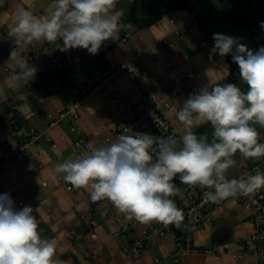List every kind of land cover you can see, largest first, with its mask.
I'll use <instances>...</instances> for the list:
<instances>
[{
    "label": "crops",
    "instance_id": "1",
    "mask_svg": "<svg viewBox=\"0 0 264 264\" xmlns=\"http://www.w3.org/2000/svg\"><path fill=\"white\" fill-rule=\"evenodd\" d=\"M134 1L119 0L117 10L123 13L121 23L124 27L120 28L117 39L105 41L97 54L89 53L88 57H85L88 51L81 48L70 68L63 70L68 72V81L70 72L75 71L77 64L82 60L100 67L110 61H127L131 59L132 52L141 49L144 55L140 63L148 72L143 80L160 96L168 94L175 86V78L183 75L188 68L206 66L215 59H219L220 62L210 73L209 79L194 80L187 85L186 97L189 98L198 93L202 87L210 85L211 80L221 86L230 83L240 87L242 91L245 90L239 74V66L232 59L233 53L221 57L218 52H212L215 44L213 34L238 37L239 42L247 48L253 52L258 51L264 46V29L260 27V23L264 22V0H187L188 8H177L167 14H165L167 5L173 0H144L136 10L137 20L140 23L145 24L148 20L146 4L158 9L153 21L155 24L152 22L147 28L144 24L139 26L128 21ZM51 2L52 0H0V188L9 189L10 193L7 194L10 195L16 210H20L18 200H24L25 206L33 208V215L40 223L41 235L55 244L54 258L62 264H158L155 263L156 258L161 264H236V258L229 251L237 252L240 243H247L251 248L259 240L254 236V228L249 221L248 213L243 209L235 208L231 202L215 210L212 221L197 229L195 249L181 256L180 263H175L171 258L175 250L172 233L152 239L143 253L134 252L132 248L134 240L141 237L143 229L158 225L159 222L144 224L129 219L125 214L119 213L108 200L95 208L92 214L83 211V207L90 208L87 201L88 191L75 188L64 179L60 180L59 177L63 178V174H54L55 165L66 159L75 158L72 154L75 135L69 130L66 121L50 126L48 114L55 113L62 103L61 97L59 99L55 97L56 102H53L51 101L53 98L44 97L34 87V84L40 82L44 73L48 71L46 66L31 64L37 68V72L34 79L27 84L12 81L11 77L18 69L14 62L9 60L14 42L8 34L14 24L18 4H22L34 15L40 16L50 11ZM192 13L197 17V28L193 32L186 33L184 39L172 38L171 42L174 46L171 47L170 42L163 38L164 29L169 27V19ZM127 32L132 37L124 41ZM193 40L196 46L188 49L186 45ZM44 44L45 42L42 41L31 46L25 55ZM110 50L112 52L105 60L103 55ZM178 60H182L183 64L178 65ZM50 78L56 81L51 88L47 85ZM59 83L60 81L53 76L42 81L46 90L55 88ZM110 87L120 91L124 102L116 107L111 104L110 98L103 91L93 95L92 98L100 108L101 115H96L88 108V115L94 121L92 127L88 129V135H93L94 130L103 122H109L126 103L141 98V91L129 80L123 85L117 81H110ZM10 102L15 103V109L8 107ZM183 104L181 99H176L175 110L177 111ZM45 119L49 122L45 123ZM11 120L15 123L12 124ZM203 126L196 127L194 132L201 130ZM255 127L260 134V142L264 143V128L259 125ZM56 128L59 129L55 130ZM32 129H35L41 137L29 145L30 154L24 160H17L12 152L24 142L31 140ZM53 130H55L54 137L49 135ZM211 132L212 130L200 131L197 135L205 133L210 138ZM61 135H64L65 139H62ZM46 137L52 138L58 144V148H54ZM245 160L244 163L257 161ZM4 164L6 167H3ZM44 181H47V187L42 186ZM67 185H71L72 189L67 190ZM181 186L182 184L177 185L178 188ZM3 194L5 193H0ZM36 195L41 199L49 197L51 204L47 205L42 200L35 202ZM81 213L84 222L79 223ZM119 217L122 218L120 222L117 221ZM90 219L96 224L93 228L87 225ZM100 220L106 221L109 226L107 228L102 224L99 226ZM131 220L136 221L134 226L129 225ZM121 226L128 227V232L114 236L119 240L116 244L111 239V233L113 234ZM123 245L128 249L121 252ZM242 264H264V257L248 252L243 257Z\"/></svg>",
    "mask_w": 264,
    "mask_h": 264
},
{
    "label": "clouds",
    "instance_id": "2",
    "mask_svg": "<svg viewBox=\"0 0 264 264\" xmlns=\"http://www.w3.org/2000/svg\"><path fill=\"white\" fill-rule=\"evenodd\" d=\"M118 2L52 0L50 11L40 16L18 4L8 33L14 42L9 60L18 69L12 81L27 84L34 79L37 68L25 53L42 41H60L62 51L83 48L97 54L124 27ZM260 27L264 29V22ZM213 39V53L221 57L233 53L247 91L211 80L175 112L184 128L179 137L122 134L106 146L88 145L76 158L55 165L54 174L87 190L93 202L107 199L119 213L144 224L182 220V211L171 198L179 193L173 183L177 176L181 184L209 189L204 195L210 202L264 188V172L259 170L232 179L226 175L236 166L237 154L264 158V143L255 127L264 128V46L253 52L238 37L217 33ZM205 124L212 128L211 138L193 130ZM54 257L55 244L41 235L33 208L16 210L9 194L0 195V264H62Z\"/></svg>",
    "mask_w": 264,
    "mask_h": 264
},
{
    "label": "built area",
    "instance_id": "3",
    "mask_svg": "<svg viewBox=\"0 0 264 264\" xmlns=\"http://www.w3.org/2000/svg\"><path fill=\"white\" fill-rule=\"evenodd\" d=\"M197 25L198 20L194 13L184 17H171L169 19V27L164 29L163 38L168 40L170 46L173 47L172 38L184 39L185 34L193 32ZM131 37V34L127 32L124 41ZM60 43V41L55 43L45 42L43 46L35 48L33 52L26 55L29 63L46 66L49 72L68 70L75 61V57L80 53L81 48L62 51L58 46ZM195 46L196 42L194 40L186 45L188 49H192ZM48 51L51 53L47 54L46 52ZM143 55L144 51L138 49L131 53V59L127 61H110L100 67H95L92 63L82 60L77 64L76 70L70 72L69 87L67 91L60 95L62 105L57 107L55 113H49L48 118L50 126L64 121L68 122L70 131L75 135L76 139L72 148V154L75 158L84 152L88 145L91 144L93 147L106 146L114 142L122 134L146 133L161 137H179V135L183 134L184 128L175 116L176 99H181L185 102L188 99L185 94V87L194 80L209 79L210 73L212 70L214 71L216 65L220 62L219 59H215L206 66L188 68L183 75L175 78V86L170 92L160 96L152 91L143 80L148 75V72L142 68L140 63ZM166 57L168 58L169 54ZM177 64H183L182 60H178ZM126 80H129L141 91V98H137L131 103H126L124 108L119 113L114 114L109 122H103L99 128L94 130L93 135H88V129L94 123L91 116L88 115V108L96 115H101V110L97 107L92 96L99 91H103L110 98L113 106H120L124 102L122 94L119 90L110 87V81H117L123 85ZM8 107L15 109L16 105L14 102H10ZM79 121L81 124H79ZM11 123L14 124L15 121L11 120ZM195 129L193 130L195 131ZM125 130L128 133H125ZM39 137L41 135L35 129H32L31 140L24 142L23 145L12 152V155L17 160H24L30 154L29 145ZM46 138L47 141L52 143L54 148H58V144L52 138ZM61 138L65 139V136L61 135ZM3 167H6V164ZM40 167L42 166L40 165ZM27 169L30 170V168ZM229 170L226 174L229 179L238 178L242 173L255 174L256 170L264 172V158L250 163H243L236 173H230ZM59 179L63 180L62 176ZM47 185V181L42 183L43 187H47ZM66 188L71 190L72 186L67 185ZM208 190L199 186L189 187L182 184L180 187L181 196L176 202V206L182 211V220L178 224L176 222L168 225L160 223L143 229L141 237L136 238L133 242L132 248L134 252L143 253L152 239L172 233L175 250L171 258L175 263H180L181 256L195 249L194 240L197 229L212 221V214L215 210L222 207L225 203L231 202L235 208L243 209L248 213L249 221L254 228V236L259 242L254 243L251 248L247 243H240L237 252L229 251V253H232V256L236 258V264H242V259L248 252L264 257V188L248 196L228 198L219 202H210L205 198L204 193ZM0 193L7 194L10 192L7 188H0ZM40 200L47 205L51 204L49 197L41 199L38 195L34 196L35 202ZM87 201L90 208L83 207L82 210L92 214L95 208L107 201V199L93 202L90 199L89 192H87ZM18 204L20 210L25 207L24 200H18ZM111 205L113 206L112 203ZM117 221H122V218H117ZM82 222H84V216L81 213L79 223ZM87 222L89 228H93L96 225L92 219ZM135 224V220H131L129 223L131 226ZM127 232L128 227L121 226L114 232V235H124ZM68 236L72 237L71 234H68ZM127 249V246L123 245L121 252ZM155 263L161 264V261L156 258Z\"/></svg>",
    "mask_w": 264,
    "mask_h": 264
},
{
    "label": "rangeland",
    "instance_id": "4",
    "mask_svg": "<svg viewBox=\"0 0 264 264\" xmlns=\"http://www.w3.org/2000/svg\"><path fill=\"white\" fill-rule=\"evenodd\" d=\"M168 12H169V11H168V9H167V11L165 12V14H167ZM153 23L155 24V22H153ZM156 23H157V21H156ZM147 27H148V26H146V28H147ZM142 28H143V27H142ZM112 50H113V49H112ZM112 50H110L108 53H106V54L103 55V57L105 58V60H106V58H108V55H110L109 53L112 52ZM88 56H89V53H87L85 57H88ZM51 76L56 77V78L60 81V83H59V85H57L55 88H53V89H51V90H46V89L43 87L42 81H43L44 79L48 78V77H51ZM68 85H69V81H68V72H67V71H58V72H48V71H47L46 73H44L43 79H42L40 82H37L36 84H34V87H35L40 93H42V95H43L44 97H51V99L53 98L51 101L56 102V98H55V97H57V98L59 99L60 95H61L64 91H67V88L69 87ZM244 91H245V90H244ZM188 94H189V93H188ZM189 95H190V94H189ZM48 122H49V121H48ZM48 122H47L46 119H45V123H48ZM58 129H59V128H56L55 130H58ZM55 130L49 132V135H51V136L54 137V135H55V134H54V131H55ZM69 130H70V128H69ZM211 133H212V132H211ZM200 135H207V134L204 133V134H200ZM51 136H50V137H51ZM207 136H209V135H207ZM234 159H236L237 163H236V166L232 167L231 170H229L230 173H234V172L236 173L237 169H238V170L240 169L239 166H240L242 163L246 162L245 158L241 157L239 154H237V155L234 157ZM173 183H175L176 186L179 185V184H181L180 181H179V177H176V178L174 179ZM178 195L180 196V188H179V193H178L177 195L171 197V198L174 200L175 204H176V202L178 201V198H179ZM225 204H227V203H225ZM76 210H77V209H76ZM100 224H102V225L105 226L106 228L109 226V224L106 223V221H104V220H100L99 226H100ZM109 230L111 231L110 228H109ZM114 232H115V231H114ZM67 235H68V233H67ZM114 236H115L114 233H113V234L111 233V239H113V242H115L116 244H118L117 241L119 242V240L116 239Z\"/></svg>",
    "mask_w": 264,
    "mask_h": 264
},
{
    "label": "trees",
    "instance_id": "5",
    "mask_svg": "<svg viewBox=\"0 0 264 264\" xmlns=\"http://www.w3.org/2000/svg\"><path fill=\"white\" fill-rule=\"evenodd\" d=\"M141 1H144V0H135L133 2V6H132V9L130 11V16H129V19H128V21H130L132 23H135V24H137L139 26L144 24V23L143 24L140 23L139 20H137V11L136 10L138 9V6L140 5ZM155 3L157 4V1H155ZM188 7H189V5L187 4V0H173L172 2H170L167 5V9H168L169 12L174 10V9H177V8L185 9V8H188ZM151 24H152L151 22L146 20L144 25L145 26H150ZM228 58H229V61L232 62L230 57H228ZM243 85H244V89L247 91V85L244 84V83H243ZM209 130H212L211 126L209 124H205L201 128V130H197L195 133L198 134V132H200V131H209ZM180 196H179V198H180Z\"/></svg>",
    "mask_w": 264,
    "mask_h": 264
},
{
    "label": "water",
    "instance_id": "6",
    "mask_svg": "<svg viewBox=\"0 0 264 264\" xmlns=\"http://www.w3.org/2000/svg\"><path fill=\"white\" fill-rule=\"evenodd\" d=\"M146 5H147L146 9H147V14H148V21L152 23L156 18L155 15L158 12V9L154 6H151L150 4H146ZM54 83H56V81L50 78L47 82V85L49 88H51Z\"/></svg>",
    "mask_w": 264,
    "mask_h": 264
}]
</instances>
